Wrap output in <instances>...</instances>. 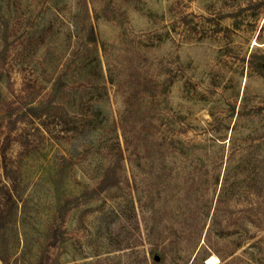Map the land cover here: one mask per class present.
Instances as JSON below:
<instances>
[{
	"label": "rangeland",
	"instance_id": "obj_1",
	"mask_svg": "<svg viewBox=\"0 0 264 264\" xmlns=\"http://www.w3.org/2000/svg\"><path fill=\"white\" fill-rule=\"evenodd\" d=\"M0 264H264V0H0Z\"/></svg>",
	"mask_w": 264,
	"mask_h": 264
}]
</instances>
